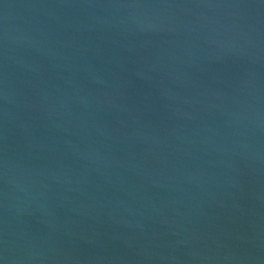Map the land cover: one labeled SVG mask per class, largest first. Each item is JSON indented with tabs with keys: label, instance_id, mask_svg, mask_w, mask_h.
Returning a JSON list of instances; mask_svg holds the SVG:
<instances>
[{
	"label": "water",
	"instance_id": "water-1",
	"mask_svg": "<svg viewBox=\"0 0 264 264\" xmlns=\"http://www.w3.org/2000/svg\"><path fill=\"white\" fill-rule=\"evenodd\" d=\"M0 264H264V0H0Z\"/></svg>",
	"mask_w": 264,
	"mask_h": 264
}]
</instances>
